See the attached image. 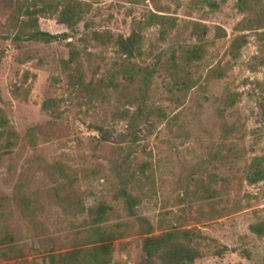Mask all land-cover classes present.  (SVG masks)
Wrapping results in <instances>:
<instances>
[{"label":"rangeland","instance_id":"374dc122","mask_svg":"<svg viewBox=\"0 0 264 264\" xmlns=\"http://www.w3.org/2000/svg\"><path fill=\"white\" fill-rule=\"evenodd\" d=\"M75 1L72 28L35 16L45 42L0 0V111L16 133L0 151V239L15 255L0 264H47L97 228L116 236L110 264H147L148 224L199 229L194 264H264V0ZM132 33L127 58L114 41Z\"/></svg>","mask_w":264,"mask_h":264},{"label":"trees","instance_id":"16d2710c","mask_svg":"<svg viewBox=\"0 0 264 264\" xmlns=\"http://www.w3.org/2000/svg\"><path fill=\"white\" fill-rule=\"evenodd\" d=\"M52 1L55 0H37L33 2V6L27 2L20 0H3L11 8V15L19 19L18 27L20 31L25 33V38L30 41H45L50 42L55 39L54 35L39 30L35 16L42 14L45 11L59 12L58 21L65 24L68 28H72L78 21L77 7L80 5L75 0H56L55 6H61V10H45L50 9ZM37 3V4H36ZM39 6V8H37ZM24 17V18H22ZM22 18V19H21ZM15 20V22L17 21ZM252 25V23L250 24ZM104 36L94 34V39L99 40ZM108 41L112 40V36H106ZM243 36H238L231 44L233 57H236L239 45L237 44ZM115 44L118 51L127 58H132L139 50V41L135 33H132L126 38L119 37L115 39ZM258 64L264 67V44L260 47ZM150 74L146 73L144 81L148 79ZM146 82V81H145ZM141 111V108H138ZM128 127H133L136 116L133 114ZM8 119L0 111V151L5 152L11 149L16 143V133L8 126ZM1 139L4 140L2 144ZM110 207L104 203H99L96 206L89 208L88 213L91 220V225L95 228L106 221V214ZM152 226L148 224L145 231V237L142 240V252L146 258V263L156 264H194L196 259L202 257L201 247L203 240L206 239L199 229H181L163 232L159 235H150ZM253 232L262 235L264 232L261 228L253 226ZM96 233L100 235L99 241L93 243L91 247L74 249L61 254L49 255L47 264H110L112 254V241L116 236L107 234L106 231H101L97 228ZM11 236H5L0 239V259L10 260L15 255V246L11 240Z\"/></svg>","mask_w":264,"mask_h":264}]
</instances>
